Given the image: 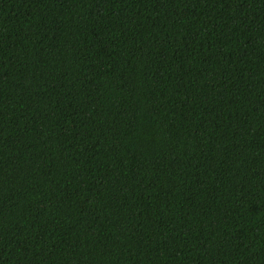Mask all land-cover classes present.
Instances as JSON below:
<instances>
[{"label":"trees","instance_id":"16d2710c","mask_svg":"<svg viewBox=\"0 0 264 264\" xmlns=\"http://www.w3.org/2000/svg\"><path fill=\"white\" fill-rule=\"evenodd\" d=\"M0 264H264V0H0Z\"/></svg>","mask_w":264,"mask_h":264}]
</instances>
